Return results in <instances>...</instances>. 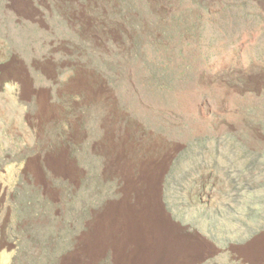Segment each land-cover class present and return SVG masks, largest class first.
Instances as JSON below:
<instances>
[{
  "label": "rangeland",
  "instance_id": "rangeland-1",
  "mask_svg": "<svg viewBox=\"0 0 264 264\" xmlns=\"http://www.w3.org/2000/svg\"><path fill=\"white\" fill-rule=\"evenodd\" d=\"M159 1H102V19L119 24L123 32L116 40L106 36L102 44L80 34L97 50L90 58L75 45L82 39L77 26L50 0H28L24 7L0 0V264H31L41 254L32 246L36 229L27 232L29 225H39L48 235L64 230L69 244L58 256L59 264L107 261L112 256L103 247L101 218L113 197L104 194L112 191L121 202L139 203L144 218L159 220V226H143L137 237L118 240V249L143 252L145 261L161 262L181 247L179 239L190 237L198 249L193 259L200 264H264L258 246L264 236V89L244 92L235 98L233 112L200 125L182 105L191 93L203 98L201 110L215 100L210 76L243 87L251 76L264 73V0H163L164 9ZM89 8L84 11L91 17ZM125 18L137 21L138 28H131ZM116 51L128 58L114 76L103 65L114 61ZM79 59L99 71L93 70L96 79L89 75L93 79L86 81L102 85L108 92L104 101L78 87L81 78H88ZM113 76L118 86L111 88L104 79ZM102 103L114 110L120 136V103L150 130L146 142L129 134L120 137L117 142L138 145L127 153L118 144L105 147L115 144L114 134L104 136L100 146L89 144L90 157L118 161L131 153L139 159L134 165H104L101 196L90 194V185L83 186L78 174L90 175L98 163L79 154V167L67 148L55 143L74 135L77 121L68 117L69 109ZM52 128L60 132L54 141ZM94 138L84 135L89 143ZM50 143L55 147L50 149ZM60 150L71 166L65 176L44 161ZM47 174L72 186V197L63 201ZM109 175L117 181H107ZM27 193L43 202L42 217L26 216Z\"/></svg>",
  "mask_w": 264,
  "mask_h": 264
},
{
  "label": "trees",
  "instance_id": "trees-1",
  "mask_svg": "<svg viewBox=\"0 0 264 264\" xmlns=\"http://www.w3.org/2000/svg\"><path fill=\"white\" fill-rule=\"evenodd\" d=\"M51 5L56 6L57 8H60L62 10V13L64 15L66 10H68V5L65 4V6H61L58 5V3L54 2V1H50ZM88 12H93L92 15H90L93 18L96 19H102L101 15L102 12L97 8V7H90L88 9ZM113 14L114 16H116L119 19H124V14L120 13L119 10H113ZM66 20L67 22H69V17L66 15ZM102 22L108 24L107 22H105L102 19ZM125 22L127 24L130 25L131 28L133 29H137L138 28V23L137 21H133L132 19H128L125 18ZM78 35L81 34V29L79 27H76V29H74ZM82 35V34H81ZM80 35V37H81ZM83 36V35H82ZM82 39L78 40L77 43L75 44L76 47L78 49H80L81 51H85L87 53V55H89V57L91 58L93 56V54L95 53L94 51L97 52V50L93 49V44L91 46L89 41H86V39L84 37H81ZM138 41L135 38L133 40V47H135L137 45ZM91 52H93V54L91 55ZM116 55L114 56V61L110 62V65H108V63H105L103 65V67L106 69V67H108L113 75L116 73L117 71L120 69L119 63L122 60H125L126 58H128V56L126 54H122L121 52H117L115 53ZM79 56V52L77 51L74 55V58L76 59V57ZM79 61H81L79 59ZM82 66V69H84L85 73L84 75H89L94 77V79H96V73L94 71H96L98 74L99 71L97 69H95L92 65L90 67V65L88 66L86 64V62H82L80 63ZM94 70V71H93ZM95 73V74H94ZM115 76V75H114ZM109 78V79H104L105 83L107 86L114 88V86H118V79L115 77ZM93 78H90L89 80H91ZM93 81V80H92ZM117 111L119 112V121L123 122L122 124V133L121 136L119 135V131L116 127L118 125H115V112L114 110H108L107 107H105V105H103L102 103V107H100L99 105H95V104H90V105H85L82 107H78V108H72L69 109V116L70 119H74L77 121L76 123V127L74 129V135L72 136H63L60 137V140H58L55 145L57 148H67L68 154H69V158L71 160L76 159V161L78 160L79 157H77V155L82 154V155H86L89 160V163H98L97 165L95 164V170L92 167V169L94 170L93 173H91L90 175L87 174L86 177H84L82 175L81 172H78L79 174V182H81V184L83 186L85 185H90L91 189H90V194L92 195H101L103 193H101V183L103 180V175H102V169L103 166L106 164H111L113 168L116 167H120L123 166L124 164H130V165H134V164H138L139 159L135 158L132 156V154L130 153L128 156H122L118 161L115 160H110L109 158L107 159L104 155L98 156V157H90L87 154V150L89 149L88 146L89 144L91 145V142L93 143V141L95 142H99L98 146H100V142L104 139V136H106L108 134V137L112 138V134H114V140H115V144L112 145V143H108L107 145H105V147H115V145H120V147H122L124 149V152L127 153L129 151V149L131 147H136L138 146L137 143L132 144L131 141L128 142H117L118 139L124 135L129 134L131 137H134V139L137 140H142L144 142H146L148 139V131L150 130L148 128V126L145 124H143L142 122H139L136 120V118H134V116L131 114V111L129 109V107H126L124 103H120L119 107L117 108ZM107 115H109V117H107ZM67 119V118H66ZM54 125V124H53ZM100 126V127H99ZM126 126V127H125ZM116 128V129H115ZM53 129V128H52ZM50 129V131L52 130ZM158 133V132H157ZM84 135H87V137L89 136V138H94L92 141H90V143L86 140H84ZM57 136H60V132L59 130L54 131V129L51 131L50 133V137H51V141L57 140ZM91 136V137H90ZM111 139L108 140V142ZM143 142V143H144ZM52 143V142H51ZM51 143L48 145L49 148H53L55 146L51 145ZM53 144V143H52ZM111 145V146H110ZM127 145V146H126ZM133 145V146H132ZM142 145V144H141ZM126 146V147H125ZM143 146V145H142ZM140 148V146L138 147ZM137 148V149H138ZM130 152V151H129ZM121 161V162H120ZM77 166H79V164L77 163ZM91 166V164H90ZM80 167V166H79ZM100 168L97 169V168ZM91 169V171H92ZM108 177V176H107ZM47 180L50 182V184L54 187L57 188L61 191V196H62V200L64 201L65 197L67 199H70L72 197V192L74 190V188L72 186H69V184L63 183L61 180L54 178L53 176L47 174L46 175ZM107 181H112V182H116L117 180L112 176L109 175V177L107 178ZM108 196H112L114 195V192H108L104 195ZM28 195V196H27ZM25 196L26 198H24V207H25V214L28 218L30 219H37L38 217H42L43 213V202L41 201V199H35L32 198L30 196V193ZM79 210H76V215H75V223H78V220L80 218L79 216ZM56 223H58L59 219H55ZM36 229V231H33L32 236L34 238V242H33V247H39V249L41 250V254H39V256H34L31 259V264H59L58 261V256L66 249V244L69 242L65 241V232L63 231H52L51 235L45 234L40 230V226L36 225V227H33V225H29V227L26 229V231L30 232L32 229Z\"/></svg>",
  "mask_w": 264,
  "mask_h": 264
},
{
  "label": "bare ground",
  "instance_id": "bare-ground-1",
  "mask_svg": "<svg viewBox=\"0 0 264 264\" xmlns=\"http://www.w3.org/2000/svg\"><path fill=\"white\" fill-rule=\"evenodd\" d=\"M58 3V5L65 6V4L68 5V10H66L65 14L72 20L71 22L79 27L81 29V34L84 37L90 38L92 41L97 42L98 44H102L103 40H105L106 36L111 37L112 39L116 40L118 38V35L120 32H123L122 28L119 26V24L116 23H104L100 19H96L93 17H89L85 14V9L88 7H97L100 11H102V1L104 0H86V3L83 5L81 3H78L77 0H50ZM163 1V0H162ZM159 1L158 4L161 5V9H164L163 2ZM232 1V0H231ZM259 3H262L263 0H255ZM14 2L19 7H24L25 5H28V0H14ZM258 4V3H257ZM171 9V8H170ZM263 9V8H262ZM159 10V9H158ZM263 11V10H262ZM126 34V33H125ZM225 53V52H224ZM238 54V53H237ZM231 57V56H230ZM232 58V57H231ZM82 74V73H81ZM204 74V73H203ZM90 75V74H89ZM89 75L87 74L88 78H81V80L78 82L79 86L86 89L88 91V94L93 96H99L101 95V99L103 101L108 97V92L101 86H90L86 79L89 80ZM214 76H210L207 78L208 83L210 84V93L212 96L215 97L214 101H208L211 103H207L208 106L205 107L204 110L200 109L201 102L203 101L202 97L198 93H191L188 94L183 99L184 110L186 113H190L195 116L198 120V124H203L204 121H206L208 118H212L213 116L221 117L222 115H228L230 112H233L235 106L238 104V102H235V98L239 95L243 94L246 91L257 93L260 89H264V73H258L257 75L251 76L249 78V84L243 87L235 86L231 83H229L228 80L221 79L219 77L213 78ZM91 81V80H89ZM209 86V85H208ZM207 87V86H206ZM202 88V87H201ZM200 88V89H201ZM81 89V88H80ZM205 90V89H204ZM202 88V91H204ZM85 91V90H84ZM201 92V91H199ZM110 94V93H109ZM262 94V93H260ZM251 95V93H250ZM84 96V95H83ZM202 100V101H201ZM97 101V100H96ZM52 111V110H51ZM51 114V113H50ZM188 115V114H187ZM209 120V119H208ZM41 124V123H40ZM218 124V123H217ZM126 127V126H125ZM118 130L121 128L119 126L116 127ZM115 128V129H116ZM261 137V136H260ZM259 136L256 137L257 140L260 139ZM128 139V138H127ZM126 140V139H125ZM260 141V140H259ZM111 146V145H110ZM127 146V145H126ZM125 146V147H126ZM133 146V145H132ZM140 151V150H139ZM161 151V150H160ZM130 154V153H129ZM128 154V155H129ZM139 157V156H138ZM141 158V157H140ZM66 159V158H65ZM64 159V152L63 150H60L59 153H53L45 158L46 165L56 174L58 175H68L71 171L69 165L66 163ZM118 159V158H117ZM71 160V159H70ZM41 161V160H40ZM149 161V160H148ZM42 162V161H41ZM121 162V161H120ZM44 164V163H43ZM144 164V163H143ZM139 166V165H138ZM126 171V170H125ZM56 177V176H55ZM135 178V177H134ZM137 193V192H136ZM129 195V194H128ZM126 208V207H125ZM135 211V209H134ZM133 211V212H134ZM124 213V212H123ZM135 213V212H134ZM129 215V214H128ZM134 216V214H133ZM121 218V217H120ZM125 218V217H124ZM123 218V219H124ZM131 220V219H130ZM121 221V220H120ZM123 221V220H122ZM126 221V218H125ZM128 221V220H127ZM126 223V222H125ZM130 223V221H129ZM127 223V225H129ZM123 224V223H122ZM131 226V225H130ZM134 226V225H133ZM132 226V227H133ZM136 226V225H135ZM131 227V228H132ZM119 228V227H118ZM126 228V227H125ZM129 229V228H128ZM134 229V228H132ZM120 231V230H119ZM133 231V230H132ZM112 232V231H111ZM128 232V231H127ZM134 232V231H133ZM132 232V233H133ZM97 234V233H96ZM136 234V233H135ZM141 234V232L139 233ZM121 234H119L120 236ZM123 235V233H122ZM97 236V235H96ZM128 237V236H127ZM131 238V236H130ZM119 239V238H116ZM121 239V238H120ZM124 240L121 239V241ZM90 241V240H89ZM118 241V240H117ZM120 241V242H121ZM95 242V241H94ZM130 242V241H129ZM132 243V242H131ZM130 243V245H131ZM141 243V241H140ZM156 243V242H155ZM95 244V243H94ZM127 244V243H126ZM89 245V244H87ZM91 245V244H90ZM89 245V246H90ZM141 245V244H140ZM95 246V245H94ZM120 246V245H119ZM259 246V252L261 254H264V236L262 241L260 242ZM85 247V246H83ZM92 247V246H90ZM123 247V245H122ZM128 247V245H127ZM136 247V246H135ZM88 248V247H87ZM85 248V251L86 249ZM93 248V247H92ZM126 248V247H125ZM124 248V249H125ZM134 248V247H133ZM77 249V248H76ZM75 249V250H76ZM90 249V248H88ZM114 249V248H113ZM120 249V248H119ZM136 249H138L136 247ZM135 249V250H136ZM82 250V249H81ZM121 250V249H120ZM140 250V249H139ZM118 251V250H117ZM116 251V252H117ZM123 251V250H121ZM126 251V250H125ZM128 251V250H127ZM96 252V251H95ZM94 252V253H95ZM124 252V251H123ZM135 252V251H134ZM79 253V252H78ZM93 253V254H94ZM98 253V252H97ZM119 253V252H118ZM130 253V252H129ZM143 253V252H142ZM141 253V254H142ZM92 254V255H93ZM83 256V255H82ZM99 256V255H97ZM80 258V257H79ZM90 258V257H88ZM74 259V258H73ZM91 259V258H90ZM69 260V259H68ZM72 261V260H71ZM142 261V258H141ZM144 261V260H143ZM76 263V262H75ZM88 263V262H86Z\"/></svg>",
  "mask_w": 264,
  "mask_h": 264
},
{
  "label": "crops",
  "instance_id": "crops-1",
  "mask_svg": "<svg viewBox=\"0 0 264 264\" xmlns=\"http://www.w3.org/2000/svg\"><path fill=\"white\" fill-rule=\"evenodd\" d=\"M112 196L113 197L111 201H109V203L106 204L108 206L105 207L106 210L104 211L103 216L101 218V228H102V231H104L105 238H106V241L104 242L103 247L106 250L111 251L109 254L112 257L107 259V261H104L102 264H200L198 260L193 259L195 254L197 256V253H196L197 248L193 246L192 242H189L190 237L189 238L184 237L185 239L184 238L179 239V241H182L181 247L172 249V250H175V253L172 252L171 255H168V253H166L165 255L166 259L161 262H152V261L147 262L143 259L142 255L139 254L138 252H131V251L123 252L119 250L117 247L118 246L117 240H119L120 242L121 239L124 238V240L122 241L125 242L130 236L137 237L140 235L139 233L142 232L143 226H145L146 224L149 226H152V225L159 226V220L153 221L152 219L144 218L142 214L138 213L137 206H139V203H133L129 201L128 199H124L122 200L123 202H121L120 197L118 195L115 194ZM124 217L126 218V221ZM127 223H129V225H127ZM131 227L134 229H132ZM191 233L192 231H189L188 234H191ZM119 234L121 235L119 236ZM173 234H175V232H173ZM191 237H193V234H191ZM116 238H119V239H116ZM183 240H186L188 242L186 241L183 242ZM116 251H117V254H116ZM141 258H142V261H141ZM88 264L90 263L88 262ZM207 264H210V263L208 262Z\"/></svg>",
  "mask_w": 264,
  "mask_h": 264
},
{
  "label": "water",
  "instance_id": "water-1",
  "mask_svg": "<svg viewBox=\"0 0 264 264\" xmlns=\"http://www.w3.org/2000/svg\"><path fill=\"white\" fill-rule=\"evenodd\" d=\"M76 162L79 164V166L82 167L83 164H82V162L79 159Z\"/></svg>",
  "mask_w": 264,
  "mask_h": 264
}]
</instances>
